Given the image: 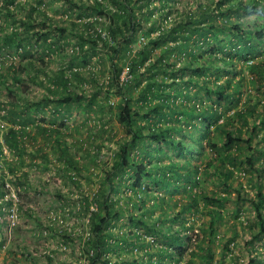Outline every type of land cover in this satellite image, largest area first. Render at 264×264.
Masks as SVG:
<instances>
[{"label":"trees","instance_id":"obj_1","mask_svg":"<svg viewBox=\"0 0 264 264\" xmlns=\"http://www.w3.org/2000/svg\"><path fill=\"white\" fill-rule=\"evenodd\" d=\"M64 1L76 8L77 17L68 25H56L47 17L39 5L41 0L25 2L23 6L16 0H0V16L10 23L9 29H0V51H10L20 58L31 59L37 55L36 61L29 59L9 71L0 68V91L5 94V104L0 110L6 124L1 141L5 148L18 155L25 152L22 137L29 135L26 129L33 121L31 114L42 113L48 103L51 104V115H66L76 106L86 108L97 118L114 120L122 129V140L109 158L110 165L102 168L98 184L90 193L91 203L83 209L88 222V235L82 243L83 264H134V260L126 257L111 259L107 253L128 245L145 246V236L150 234L164 239L163 246L152 253L158 257L156 264L172 252L178 255L174 261L179 260L183 241L172 226L179 213L169 218L172 222L164 229L151 218L155 203L146 205V202L151 199L148 194L150 184L164 191L170 186V190H176L181 187L176 181H188L196 169L185 159L180 163L168 160L164 164H152L153 156L157 160L165 156L163 149L179 156H183V151L193 154L196 147L213 151V161L207 162L206 166L222 179L232 174L226 163L233 165L238 161L255 171L258 181L254 183L253 192L243 200L252 213L247 226L250 231L256 230L251 235V242L264 237V187L260 182L264 166L256 165L259 158H254L252 153L241 159L239 152L230 151L232 145L238 147L240 142L245 148L250 146L251 136L244 138L241 126L258 133L256 122L248 124L247 121V115L255 113L254 105L247 100L242 109H236L242 77L236 82L231 79L232 73L237 71L236 63L248 61L246 70L260 80L264 78V58L255 61L259 48L264 47V26L257 24L256 19L254 24L242 26L243 16L249 10L256 12L259 0H201L195 7L189 6L191 11L182 17L170 16L168 5L173 0H92L86 5H81V0ZM15 8L20 9L18 15ZM87 17L91 18L85 19ZM103 24L106 26L101 32L98 26ZM70 40L74 41L75 49L68 57L69 69H57L50 76L38 77L37 68L44 64L43 58L54 56L58 47V52H62V46ZM136 41L140 44L134 49ZM94 54V62L100 64L98 71L101 66L100 75L108 72L101 81L94 72L96 69L88 68L86 73L78 70V66L86 65ZM120 61L123 65H118ZM123 67L127 72L126 77L121 78ZM22 72H26L24 78H20ZM6 74L12 77L11 82L6 79ZM223 76L229 77L218 82ZM24 81L44 88L49 99L24 101L27 99L21 94ZM75 82H94V85L91 84L90 92L84 94ZM192 87L202 89L203 96L211 102L201 105L202 97H198V91H192ZM108 91H113L116 101L108 99ZM232 102L235 103L233 106ZM232 118L237 124H233ZM257 122L263 126L261 139L264 140V121L259 118ZM102 125H98V129ZM33 130H36L35 134L42 133L47 140L53 138L57 160L66 162L68 169L76 174L81 171L77 161L70 158L69 148L59 141L57 129L36 125ZM213 130L218 134L215 140L212 139ZM3 145L0 144L1 189L4 188L3 165L12 182L25 179L23 173L16 174L15 162L1 156ZM69 178L77 184V180ZM3 190L0 191L2 195ZM239 193L236 190V199H240ZM120 198L124 200L123 204L119 202ZM204 199L207 203L217 200L215 194L204 196ZM128 203L130 208L126 212L127 207L122 205ZM4 204L10 206L11 198ZM132 208L137 209L135 215ZM124 215L133 229L114 233L111 230L113 220ZM214 220L211 215L209 234H212ZM180 222V226L187 229L183 226L184 219Z\"/></svg>","mask_w":264,"mask_h":264},{"label":"rangeland","instance_id":"obj_2","mask_svg":"<svg viewBox=\"0 0 264 264\" xmlns=\"http://www.w3.org/2000/svg\"><path fill=\"white\" fill-rule=\"evenodd\" d=\"M16 1L22 6L25 2L34 3V0ZM75 1L79 0H72V2ZM200 1L173 0L168 5L171 9L170 16L182 17L190 10L189 6L193 8ZM90 2L92 0H81V5ZM258 2L260 4L256 12L249 10L243 16L242 26L254 24V19L257 20V24L261 23L264 26V0ZM41 4H39L41 9L47 17L54 20L56 25H68L70 20L77 17L76 8L70 7V4L64 0H41ZM19 12L20 9L15 8L17 15ZM89 18L91 17L85 19ZM9 24L1 15L0 29H9ZM105 26V24L99 25L98 29L103 32ZM139 41L134 43V49L140 44ZM62 47H64L62 52H58L60 51L58 47L54 56L43 58L44 64H39L40 67L37 68L38 77H42L43 74L50 76L57 69L65 71L69 69L68 57L75 49L74 41L70 40ZM259 49L260 52L255 56V61L264 58V47ZM95 55H92L86 65L78 66V70L86 73L88 68H92L93 71L96 69L94 72L98 74V80L101 81L108 72L104 73V71L100 75L101 66L98 71L97 67L100 64L94 62ZM29 59L30 57L20 58L10 51L3 50L0 51V68L9 71V68L11 70V67L14 68L16 64L23 65ZM30 60L36 61L37 55L34 54ZM249 62L236 63L237 71L232 73L231 82H236L241 77L242 79L239 101L236 104L232 102L231 106L235 104L236 109H242L249 100V103L254 105L255 113L247 115V121L248 124L256 122L258 133L245 130V125L241 126V135L244 138L251 136L250 146L245 148V144L240 142L238 147L232 145L230 151L239 152L241 159L252 153L254 158H259V162H255L256 165L261 163V166H264V154H262L264 140L261 139L263 126L260 127L257 122L259 118L264 121V78L260 80L246 70L245 64ZM122 63V61L118 62V65ZM27 69L30 74L28 66ZM126 72L127 69L123 67L122 78L126 77ZM20 75V78H24L26 72ZM225 77L229 76H223L217 81L220 82ZM6 79L12 81L10 74H6ZM75 84L80 86L84 94H88L92 83L75 82ZM21 87L22 96L27 98L24 101H35L42 97L49 99L47 98L49 96H46V90L37 84L24 81ZM191 90L198 91V97H202L201 105L211 102L203 96L202 89L192 87ZM108 92V99L116 101L113 91ZM234 97L236 98V94ZM4 104L5 94L0 91V107ZM87 111L86 108L74 106L66 115L57 113L51 115V104L48 103L42 113L31 114L33 121L26 129V131L29 130V135L25 134L22 137L24 140L22 144L26 151L18 155L14 150L5 148L1 141V133L6 124L1 118L3 112L0 110V144L3 145L1 156L6 161L15 162L16 174L23 173L25 178L12 182L7 167L1 166L5 174L3 189L5 187L6 189L4 193V190L0 188V191L3 190L4 193L2 195L0 192V264H83L85 261L82 243L88 235V222L83 209L86 204L91 203L89 202L90 193L98 184L97 179L102 174V168L106 164L110 165L109 158L123 136L122 129L114 120L97 118L95 114ZM53 117H56L54 122H52ZM232 120L233 124H237L235 118ZM101 124L103 127L98 129V125ZM36 125L57 129L60 132L59 141L64 142L63 144L69 148L70 158L77 161L80 166L81 171L78 174L68 169L66 162L57 160V149L53 145V138L47 140L39 131L35 134L36 130L33 129ZM217 137L218 134L213 130L212 139L215 140ZM163 150L165 156L158 160L153 156L150 159L152 164L160 165L168 160L180 163L185 159L190 162V166L195 167L196 171L191 172L188 181L180 179L176 181L181 185L176 190H170V186L167 191H164L150 184L148 194L151 195L149 197L152 200L149 199L146 205L155 203V211L151 218L166 229V226L172 222L169 218L177 213L180 215L172 226L181 235L182 254L175 262L174 258L178 255L172 252L174 255L171 253L165 256L160 264H264V237L251 242V235L256 230L250 231L247 226L252 219V213L247 202L243 200L253 192L254 183L258 181L257 173L237 161L233 165L226 163V167L232 174L222 179L212 168L206 166V163L213 161L214 158V152L207 148L196 147L193 154L183 151V156L175 155L169 149ZM136 151L139 150L136 149ZM69 177L77 180V184L72 183ZM260 182L264 187V172L261 174ZM236 190L240 191V199H236ZM194 194L197 196L193 197ZM212 194H215L217 200L207 203L204 196L211 197ZM9 197L11 204L7 206L4 202L9 200ZM119 202L123 204L124 200L120 198ZM124 205H122L123 208L127 207L126 212H129L130 204ZM90 209H94L93 206H90ZM131 210L135 215L137 209ZM211 215L215 217V220L212 234H209L208 224ZM125 219L126 215L113 220L114 227L111 230L114 233H120L133 229ZM180 219H184L183 226L187 229L180 226ZM138 231L142 230L138 228ZM186 238L189 241L186 242ZM163 240L154 234L146 235L145 246L128 245V247L115 248L108 252L107 256L111 259L126 257L127 260H134V264H156L158 257L152 253L155 248L163 246ZM170 249L173 250L172 247Z\"/></svg>","mask_w":264,"mask_h":264},{"label":"built area","instance_id":"obj_3","mask_svg":"<svg viewBox=\"0 0 264 264\" xmlns=\"http://www.w3.org/2000/svg\"><path fill=\"white\" fill-rule=\"evenodd\" d=\"M122 78V77H121Z\"/></svg>","mask_w":264,"mask_h":264}]
</instances>
